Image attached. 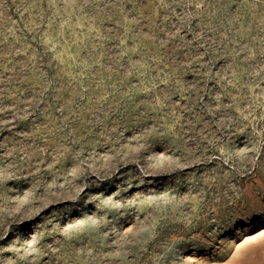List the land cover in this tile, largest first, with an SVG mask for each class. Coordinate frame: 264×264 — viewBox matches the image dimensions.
<instances>
[{
	"label": "rangeland",
	"instance_id": "374dc122",
	"mask_svg": "<svg viewBox=\"0 0 264 264\" xmlns=\"http://www.w3.org/2000/svg\"><path fill=\"white\" fill-rule=\"evenodd\" d=\"M0 264H264V0H0Z\"/></svg>",
	"mask_w": 264,
	"mask_h": 264
},
{
	"label": "bare ground",
	"instance_id": "6f19581e",
	"mask_svg": "<svg viewBox=\"0 0 264 264\" xmlns=\"http://www.w3.org/2000/svg\"><path fill=\"white\" fill-rule=\"evenodd\" d=\"M192 158H193V157H192ZM192 158H191V159H192ZM189 159H190V158H189ZM191 159H190V160H191ZM189 162H190V161H189ZM182 163H183V162H182ZM192 164H193V162H192ZM181 165H182V164H181ZM184 165H185V164H184ZM185 167H186V166H185ZM182 168H183V167H182Z\"/></svg>",
	"mask_w": 264,
	"mask_h": 264
}]
</instances>
